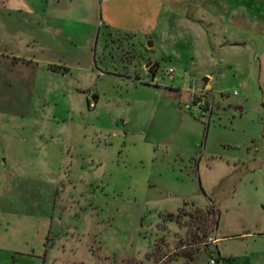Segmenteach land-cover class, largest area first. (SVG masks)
I'll use <instances>...</instances> for the list:
<instances>
[{
  "label": "rangeland",
  "instance_id": "374dc122",
  "mask_svg": "<svg viewBox=\"0 0 264 264\" xmlns=\"http://www.w3.org/2000/svg\"><path fill=\"white\" fill-rule=\"evenodd\" d=\"M216 251L264 264V0H0V264Z\"/></svg>",
  "mask_w": 264,
  "mask_h": 264
},
{
  "label": "built area",
  "instance_id": "2783aa9c",
  "mask_svg": "<svg viewBox=\"0 0 264 264\" xmlns=\"http://www.w3.org/2000/svg\"><path fill=\"white\" fill-rule=\"evenodd\" d=\"M171 72H172L171 69L167 70V73H171ZM189 92H190L189 103H185L183 106L187 109H191V107L193 106L197 110H199L198 112L200 116L207 115V113H209L211 110V104L206 101V98L203 97L204 92L202 91L196 92L195 90H190ZM207 239L211 244H214L215 237L213 235L208 237ZM218 262H219V258L218 256H215V257H209L206 260L205 264H218Z\"/></svg>",
  "mask_w": 264,
  "mask_h": 264
},
{
  "label": "crops",
  "instance_id": "0c3cea01",
  "mask_svg": "<svg viewBox=\"0 0 264 264\" xmlns=\"http://www.w3.org/2000/svg\"><path fill=\"white\" fill-rule=\"evenodd\" d=\"M104 3H107V2H104ZM93 8H94V10H93L94 16L97 15L98 19H102L104 23H109L108 19H110L113 7H111V6L110 7L109 6H102L100 4V5H98V7L94 6ZM215 241H216V239H215ZM214 244H215V242H214ZM214 247H215V250H216V246L215 245H214ZM216 256H218V258H219L218 264H222L221 263V259H220L219 255H218L217 251H216Z\"/></svg>",
  "mask_w": 264,
  "mask_h": 264
},
{
  "label": "trees",
  "instance_id": "16d2710c",
  "mask_svg": "<svg viewBox=\"0 0 264 264\" xmlns=\"http://www.w3.org/2000/svg\"><path fill=\"white\" fill-rule=\"evenodd\" d=\"M198 209H195V211H197ZM202 211H204V215H203V219L204 220H206V217H207V209L206 210H202ZM210 211V210H209ZM182 215V214H181ZM167 217L169 218V219H175V221H178L179 219H180V216H179V213L177 212L173 217H172V214H167ZM186 254V258H189V260H191L192 259V257H191V253H185ZM188 256V257H187Z\"/></svg>",
  "mask_w": 264,
  "mask_h": 264
},
{
  "label": "water",
  "instance_id": "95a60500",
  "mask_svg": "<svg viewBox=\"0 0 264 264\" xmlns=\"http://www.w3.org/2000/svg\"><path fill=\"white\" fill-rule=\"evenodd\" d=\"M149 45H150V44H149ZM205 79H206V78H203V80H202V81H205Z\"/></svg>",
  "mask_w": 264,
  "mask_h": 264
}]
</instances>
